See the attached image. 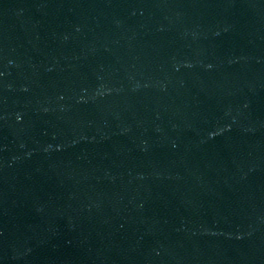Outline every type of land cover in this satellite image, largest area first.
Here are the masks:
<instances>
[{
	"label": "water",
	"instance_id": "obj_1",
	"mask_svg": "<svg viewBox=\"0 0 264 264\" xmlns=\"http://www.w3.org/2000/svg\"><path fill=\"white\" fill-rule=\"evenodd\" d=\"M0 264H264V0H0Z\"/></svg>",
	"mask_w": 264,
	"mask_h": 264
}]
</instances>
